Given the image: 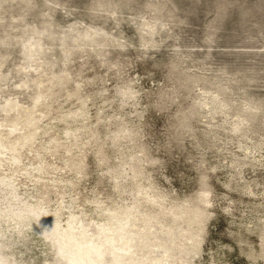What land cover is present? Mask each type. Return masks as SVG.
I'll list each match as a JSON object with an SVG mask.
<instances>
[{"label": "rangeland", "instance_id": "obj_1", "mask_svg": "<svg viewBox=\"0 0 264 264\" xmlns=\"http://www.w3.org/2000/svg\"><path fill=\"white\" fill-rule=\"evenodd\" d=\"M0 222V264H264V0H0Z\"/></svg>", "mask_w": 264, "mask_h": 264}, {"label": "bare ground", "instance_id": "obj_2", "mask_svg": "<svg viewBox=\"0 0 264 264\" xmlns=\"http://www.w3.org/2000/svg\"><path fill=\"white\" fill-rule=\"evenodd\" d=\"M28 140V139H27ZM18 205V204H17ZM12 208V207H11ZM17 208V207H16ZM8 209H9V207H8ZM7 209V210H8ZM20 209V208H19ZM19 209H16V210H19ZM11 211L13 210V209H10ZM6 210H4V212H5ZM14 211V210H13ZM3 212V213H4ZM7 212H9V211H7ZM15 212V211H14ZM19 212L20 213H22L21 215H19L18 217H21V218H24V219H28V218H32L33 220H35V218L34 217H32L31 215L29 216L27 213L25 214V212L23 213L21 210H19ZM18 212V213H19ZM17 213V214H18ZM29 213V212H28ZM11 214V213H10ZM15 218V217H14ZM17 219V218H16ZM20 219V218H19ZM47 220V219H46ZM24 221V220H23ZM1 223V222H0ZM14 227V226H13ZM30 228V227H29ZM14 229V228H13ZM34 229H36L37 231H39V230H41V229H43L42 228V226H39V225H35V227H34ZM17 230V229H16ZM13 234V233H12ZM21 240H23V239H21ZM26 240V239H25ZM59 244L61 245V242L59 241ZM63 252V254L65 255V258L67 259V261H69L70 262V264H78V261H79V256H77V253H76V255L75 254H72V252H69V251H65V250H62Z\"/></svg>", "mask_w": 264, "mask_h": 264}]
</instances>
